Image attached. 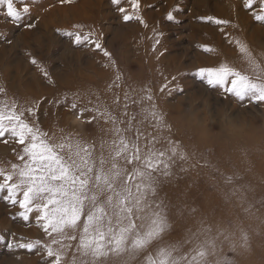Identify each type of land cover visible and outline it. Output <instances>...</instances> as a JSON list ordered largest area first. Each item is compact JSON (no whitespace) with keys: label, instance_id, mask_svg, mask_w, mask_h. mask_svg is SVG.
<instances>
[{"label":"rangeland","instance_id":"1","mask_svg":"<svg viewBox=\"0 0 264 264\" xmlns=\"http://www.w3.org/2000/svg\"><path fill=\"white\" fill-rule=\"evenodd\" d=\"M14 4L21 12L28 5L30 11L14 20L7 16L6 5H0V88L5 90L0 102L15 100L23 110L35 107V117L25 111L30 123L57 136L61 129L75 133L97 147L101 140L116 137L110 131L112 122L96 109L111 113L130 140H135L137 130L153 131L146 123L152 121L150 112L163 114L170 130L165 128L167 134L158 136L159 148L170 147L164 139L168 138L176 142L178 151L187 149L185 154L192 155L190 142L194 140L195 149L206 147L204 161L212 163L208 172L199 175L201 186L163 191L166 195L160 200L165 201L162 207L171 226L163 242H182L210 226L212 236L224 230L216 255L209 257L212 264L217 259L264 264V186H255L248 173H216L213 165L219 164L221 170L223 162L233 159H227L231 154L224 158L208 149L210 142L219 150L244 138H254V146L262 148L264 102L226 93L222 87L209 85L198 71L222 64L236 68L240 55L236 41L243 42L244 35L264 50V21L256 19L264 14L261 0L252 8L245 7V0H139V9L132 6V0L119 4L113 0H14ZM169 13L174 17L171 20ZM125 14L133 19L125 21ZM202 17L229 23L218 25ZM256 29L261 30L259 35ZM77 32L88 35V41L77 44L74 35H69ZM95 42L111 55L105 56ZM204 46L213 51H205ZM203 133L210 140L198 144ZM145 137L142 134L140 144L146 145ZM236 144L245 147L239 141ZM23 147L10 133L0 136V167L20 163ZM177 163L170 162L173 169L169 171H177ZM221 183L229 188H220ZM171 191L190 200L173 202L167 195ZM205 197L214 202H200ZM23 211L6 190L0 192V264H52L44 248L51 237L41 227L39 213L34 209L25 220L20 215ZM245 233L247 247H239ZM35 241L40 243L32 249L16 246ZM232 241L237 243L235 250ZM193 244H185L182 251L188 252ZM146 255L138 257L142 264Z\"/></svg>","mask_w":264,"mask_h":264},{"label":"snow or ice","instance_id":"2","mask_svg":"<svg viewBox=\"0 0 264 264\" xmlns=\"http://www.w3.org/2000/svg\"><path fill=\"white\" fill-rule=\"evenodd\" d=\"M255 2L245 0V7L252 8ZM113 3L119 4L120 0H113ZM261 3L264 5V0ZM0 5H6L7 16L14 20L30 11L25 5L21 12L14 0H0ZM132 6L139 9V0H132ZM120 11L125 12V9L120 8ZM261 13H264V7H261ZM173 18L169 13L168 19ZM123 19L130 21L133 17L125 14ZM202 19L218 25L229 23L213 17ZM256 19L264 21V14L256 15ZM69 35H74L77 44L89 39L88 35L81 36L79 32ZM236 44L250 74L222 64L200 68L199 75L209 85L222 87L226 93L241 100L247 97L264 102V64L246 43L237 40ZM95 47L105 56L111 55L99 42H95ZM204 47L205 51H213ZM32 63H36L35 59ZM4 91L0 88V93ZM72 107L76 108L75 102ZM25 111L35 117V107L23 110L15 100L0 102V136L10 133L24 145L22 153L18 154L20 163H11L8 169L0 167V192L6 190L12 203H19L24 209L20 215L25 220L34 209L39 213L38 218L43 222L41 227L51 237L44 248L53 258L52 264H130L143 253H147L145 264H212L209 257L216 255L217 240L224 235L222 229L217 236L211 235L209 226L182 242H163L171 226L162 202L157 203L152 198L157 195L160 177L171 175L169 162L177 156L181 160L187 159L184 152H178L176 142L164 138L170 145L165 150L148 145L142 147L139 130L135 140H130L122 135L126 130L118 126L111 113L96 109L99 115L112 122L110 131L116 137L110 142L101 140L97 154L94 142L85 141L72 132L64 133L62 129L60 136L45 132L29 122ZM149 115L156 121L158 130H170L162 115L155 111ZM159 142L156 136L150 141L153 146ZM21 195L22 199L17 200ZM241 239L239 247H247V234ZM38 243H18L16 246L32 249ZM185 244H193V247L183 252ZM153 245L156 246L154 251H149ZM231 247L235 250L237 243L232 241ZM215 264L231 262L217 259Z\"/></svg>","mask_w":264,"mask_h":264},{"label":"bare ground","instance_id":"3","mask_svg":"<svg viewBox=\"0 0 264 264\" xmlns=\"http://www.w3.org/2000/svg\"><path fill=\"white\" fill-rule=\"evenodd\" d=\"M256 35H259V33H261V30H254ZM256 37V36H255ZM253 37V38H255ZM248 37L247 36H243V43H246L249 48L252 50V52L257 56V58H259L261 60V63L264 64V50L258 48L256 45H252L250 44V41H247ZM256 39V38H255ZM237 58V70H240L242 72L248 73L250 74V70H249V66L244 64V59L240 53V55ZM163 118L165 119L164 115L162 114ZM152 121L146 122L148 123L152 128L153 131H151L149 134L147 132H145V129L143 128L141 130V133L146 136L145 139L147 142H145L146 145H148L149 147H154L155 149H160L162 150V148H159L160 146V142L156 143L154 146L150 143L151 138L153 136H156L158 139L161 136H164L167 134L166 130H158L155 125H156V121L151 119ZM143 127V126H142ZM230 134H235L233 131L230 132ZM204 136H201V138L198 141V144H202V143H206L209 142L210 138L208 135H206V133H203ZM159 136V137H158ZM238 138H242V137H238ZM245 140V141H244ZM105 141H109V140H105ZM160 141V140H159ZM240 142V144L242 146L245 147H239L236 142ZM238 141H235L234 143L232 141H230L228 147H222L219 150L216 149L217 146H215L214 144H212L210 142V144H208V149L215 153V155H219L221 157L227 156L228 154H231V156L227 157L228 160H232L230 162H223V166L222 169L223 170L221 172L220 169V165L219 164H215L213 165V169L215 170L216 173H219L221 175L226 174H232V173H248L251 174V179L253 182V184L257 187H263L264 186V179L260 177V175L264 176V144L262 148H259L255 143H252L254 141V138H249V139H239ZM110 142V141H109ZM244 142V144H242ZM100 145V144H99ZM99 145L97 147V154H99ZM191 145V149L193 150V154L192 155H187V159L181 160L179 159V156L174 157L172 161H177L178 163L175 164L174 166L177 168V171L173 172L172 170L171 175H169L168 178L164 177L162 179H160L159 185H158V189H157V195L156 197H154L153 199L156 200V202H165L163 200H160V197H162L163 195H166L163 191L164 190H171L173 188H176V186H182V188L185 187V189L189 188H197L199 186H201L200 182H202L199 179V175L200 174H204L205 172H208V168L207 166L212 164V163H206L204 160L205 158H203L202 152L203 150L205 151L206 147H202L199 145V147L197 149H195V144H194V140L190 142ZM141 146L143 147L144 145L141 144ZM107 147V146H106ZM223 148H227V149H223ZM206 149V150H208ZM147 149H145L146 151ZM188 151L186 150H179L178 152H184ZM105 154H107V152H105ZM170 161V162H172ZM169 162V163H170ZM235 164H233V163ZM171 169H173V167H170ZM181 175H178L179 173H181ZM178 173V174H177ZM213 173V172H212ZM168 179V180H167ZM223 178L221 177V180ZM204 181V180H203ZM219 182V181H218ZM217 182V183H218ZM222 185L220 186V188H229V185H225L223 183H221ZM238 185H242V182L239 181ZM219 187V186H218ZM169 196V198L173 199V202H187L186 200H190L187 199L185 196L180 195L179 193L174 194L173 191L169 192L167 194ZM175 197V198H174ZM200 202H214V199L209 198V197H205L203 198ZM139 223V222H138ZM240 238V237H239ZM241 241V240H240ZM222 250V249H221ZM74 251V249H73ZM71 257V252H69V258ZM130 264H142V260L141 258H136L135 260L130 261Z\"/></svg>","mask_w":264,"mask_h":264}]
</instances>
